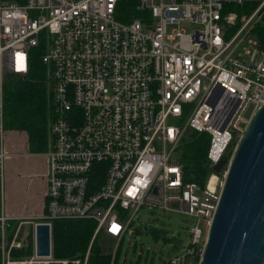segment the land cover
Here are the masks:
<instances>
[{
    "label": "built area",
    "instance_id": "1",
    "mask_svg": "<svg viewBox=\"0 0 264 264\" xmlns=\"http://www.w3.org/2000/svg\"><path fill=\"white\" fill-rule=\"evenodd\" d=\"M119 1L0 0V264H68L52 257L51 228L61 221H90L92 237L117 248L137 230L136 213L154 209L196 219L164 264H201L226 165L201 185L184 182L175 152L186 131L205 133L211 169L264 103V0H134L141 15L128 23L116 20ZM40 46L44 208L27 222L31 254L14 259L27 238L17 227L8 237L3 87L26 77ZM37 224L48 227L47 257L35 256Z\"/></svg>",
    "mask_w": 264,
    "mask_h": 264
},
{
    "label": "trees",
    "instance_id": "2",
    "mask_svg": "<svg viewBox=\"0 0 264 264\" xmlns=\"http://www.w3.org/2000/svg\"><path fill=\"white\" fill-rule=\"evenodd\" d=\"M140 15L135 10L134 0L119 1L116 20L128 23ZM255 30L257 32L258 29ZM260 39L264 40V36ZM29 52L30 63L26 77H10L3 87V129L6 132H24L28 151L37 154L46 150L49 95L46 88V67L40 60L44 53L43 47L33 48ZM208 142L209 137L205 133L186 131L181 137L175 159L181 168L184 182L201 185L211 172L205 159ZM15 225L14 221L10 222L8 237ZM93 231L94 224L90 221L54 222L51 228L52 257L67 260L68 264L79 260L81 264L87 252L85 264H115L116 252L111 260L110 252H106L97 242L105 237L100 234L92 237ZM136 232L134 230V234ZM30 254L31 247L28 244L10 253L14 259L26 258Z\"/></svg>",
    "mask_w": 264,
    "mask_h": 264
},
{
    "label": "water",
    "instance_id": "3",
    "mask_svg": "<svg viewBox=\"0 0 264 264\" xmlns=\"http://www.w3.org/2000/svg\"><path fill=\"white\" fill-rule=\"evenodd\" d=\"M201 264H264V103L255 111L227 161ZM35 256L49 254L46 225L34 227Z\"/></svg>",
    "mask_w": 264,
    "mask_h": 264
},
{
    "label": "rangeland",
    "instance_id": "4",
    "mask_svg": "<svg viewBox=\"0 0 264 264\" xmlns=\"http://www.w3.org/2000/svg\"><path fill=\"white\" fill-rule=\"evenodd\" d=\"M240 47H245V43H241ZM45 73L47 77L46 70ZM11 132L15 135L22 133ZM232 150V147L228 148L227 157L231 155ZM135 217L137 232L131 236L126 235L117 248L116 243L108 238L97 241L106 252H110L111 260L116 252L115 264H164L168 258L181 251L176 248V243L185 246L189 242L187 231L196 223L195 218L157 209L139 210ZM27 222L31 221L22 225L16 223L15 227L18 228V236L27 238V244L30 245L28 240L31 239V231Z\"/></svg>",
    "mask_w": 264,
    "mask_h": 264
},
{
    "label": "crops",
    "instance_id": "5",
    "mask_svg": "<svg viewBox=\"0 0 264 264\" xmlns=\"http://www.w3.org/2000/svg\"><path fill=\"white\" fill-rule=\"evenodd\" d=\"M4 208L13 221H30L43 213L46 158L28 151L27 137L7 131L3 137Z\"/></svg>",
    "mask_w": 264,
    "mask_h": 264
}]
</instances>
